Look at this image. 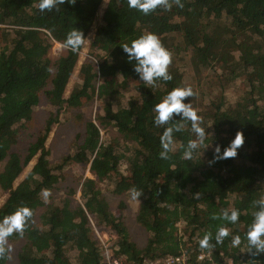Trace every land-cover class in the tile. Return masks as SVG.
Masks as SVG:
<instances>
[{"label": "trees", "instance_id": "16d2710c", "mask_svg": "<svg viewBox=\"0 0 264 264\" xmlns=\"http://www.w3.org/2000/svg\"><path fill=\"white\" fill-rule=\"evenodd\" d=\"M103 1L65 0L40 12L39 0H0V191L8 194L0 217L22 205L33 213L23 235L8 238L22 240L19 264H103L91 220L115 235V254L128 264L166 256L209 264L197 261L201 250L212 252L217 264H264V253L246 252L245 241L239 248L230 243L231 234L243 237L252 201L264 192V0H180L182 8L168 0V9L158 6L148 15L129 9L127 0H108L100 15ZM73 28L84 33L82 46L51 60L52 43L63 44ZM147 31L156 33L171 53L172 79L146 87L121 47ZM88 40L80 78L65 98ZM181 68L185 76L189 73L187 86L194 92L185 102L191 100L209 132L205 147L212 145L191 160L180 159L181 145L194 138L185 125L174 133L170 159L162 160V128L152 123V107L172 88L186 86ZM211 74L213 83L207 86ZM232 87L238 89L235 98L228 97ZM95 96L100 108L95 121L80 115L84 132L53 160L46 145L53 126L68 118H74L73 124L78 107ZM41 97L51 109L37 125L33 117ZM108 128L116 131L117 140L102 139L101 130ZM237 131L244 137L237 155L210 165L215 145L223 151ZM84 160L93 178L80 176L62 186L68 169ZM103 183L130 200V188L142 192L133 201L139 202L137 222L148 234L145 246L132 242L122 218L114 216L100 189ZM78 188L81 203L74 204ZM41 189L50 190L46 202ZM232 208L241 212L237 224L211 219ZM220 224L230 236L200 249L198 239ZM8 260L0 258V264Z\"/></svg>", "mask_w": 264, "mask_h": 264}, {"label": "clouds", "instance_id": "9594fccd", "mask_svg": "<svg viewBox=\"0 0 264 264\" xmlns=\"http://www.w3.org/2000/svg\"><path fill=\"white\" fill-rule=\"evenodd\" d=\"M64 2L65 0H39L38 10L40 12L52 11L58 4ZM175 3L178 7H183L180 0H175ZM158 6L168 9L171 5L168 0H127L129 9H135L143 15L153 12ZM84 39V33L77 28H73L66 33L63 47L75 53L82 46ZM121 48L126 54V61L138 75L139 81H142L146 87L154 85L159 80L169 81L172 79L168 71V66L171 63V53L162 45L156 33L144 32L132 38ZM193 96L194 92L190 86H177L169 90L162 99L153 105L152 123L154 126L162 128V133L159 136L160 151L158 156L160 159H170V153L173 151L174 133L181 132L185 125L190 126L194 138L188 139L186 143L181 145L180 159L191 160L202 147L206 149L212 145L211 143V145L205 147L209 132L202 127V118L193 108L191 100L185 102V98ZM243 142V134L237 131L229 143L223 147V151H221L220 144L215 145L212 159L208 163L211 165L218 160L235 157L237 149ZM128 191L132 200H138L142 195V192L135 187L130 188ZM40 196L46 202L50 196V190L41 189ZM252 204L254 207L252 219L243 237L240 234H231L230 243L233 248H239L242 246L243 240L247 244L246 252L257 255L264 253V192H261L258 198L252 201ZM32 215V209L22 205L10 214L0 217V258H10L9 254L12 247L8 244V238L14 233L22 236ZM240 215L239 209L232 208L231 210L225 209L219 215L212 214L211 219L235 225L240 221ZM229 236L228 227L220 224L216 226L214 232H205L198 239L197 244L200 249L207 250L214 247L213 241L215 244H221Z\"/></svg>", "mask_w": 264, "mask_h": 264}, {"label": "rangeland", "instance_id": "374dc122", "mask_svg": "<svg viewBox=\"0 0 264 264\" xmlns=\"http://www.w3.org/2000/svg\"><path fill=\"white\" fill-rule=\"evenodd\" d=\"M107 1L108 0L103 1L100 15L105 9ZM65 52L66 50L63 47L62 43L53 42L47 54H48V57L54 61V60H57L59 57L63 56ZM88 53H89V40L87 41L85 47H83L82 51L79 53V63L73 75L70 78L69 84L66 88L65 98H67L70 95V92L72 91L76 80L80 78L79 77L80 67H81V64L84 58L88 56ZM181 72L184 78V83L187 86L189 82L191 81L187 77L189 73L187 74V76H185V71H183L182 68H181ZM211 80H213L212 74L210 75V78L207 82V86L213 83ZM192 81H194V79H192ZM194 91L198 92V88L194 89ZM237 94H238V89L236 87H232L228 91V97L235 98ZM41 98H42L41 102L39 106L36 108V112L34 113V117H33L34 121L38 123L37 125L42 124L43 119L49 115V110L51 109L47 99L45 97H41ZM99 110L100 108L97 103V97L95 96L92 102L88 101L85 104H83L81 107H78V109L75 112V114H78V115L74 116L76 120L73 122V124L71 123V121L74 118L73 119L68 118L65 124H58V125L53 126L52 132L50 133V136L46 142V145L48 146V148L54 152L53 160L56 161L59 159L60 155H63L64 150H66L68 145L74 140L77 133L84 132L85 121L82 122L80 115L84 114L85 117L92 118V120L95 121L96 115L99 112ZM25 132L27 131L25 130ZM101 135H102L103 140L104 138L106 139V137L108 139L111 137V139H116V140L119 138L116 131H114L111 128H108L105 130L102 129ZM33 162L35 161L33 160L32 163H30V165L26 167L20 179H22L25 176V174L29 172V170L33 166ZM123 166L121 167L122 170L124 169ZM80 176L93 178V175L90 172L89 161L84 160L83 162H80L78 164H75L74 166H71L68 169V178L65 182L62 183V186H66L67 184H71L75 182L78 178H80ZM100 189L103 192L104 197L107 199L114 216L116 218L121 217L122 218L121 221L125 223L130 233V236L132 239L131 241L136 243L139 247L145 246L147 242L148 234L146 230L137 222V210H138L137 208H138L139 202L130 200L129 197H126L125 195L124 196L115 195L111 191L112 186L107 183L101 184ZM80 196H81V191L78 188L74 192V196L72 198L74 199V202H73L74 204L81 203ZM7 198H8V194L7 193L4 194L0 191V207L3 206ZM121 204L123 205V209H119ZM41 211L42 209H39L37 211L36 213L37 217H39ZM99 232L101 233L105 231H99ZM8 244L11 245L12 251L9 254L10 258L7 264H19L18 253L21 250L22 240H18L14 242L8 241Z\"/></svg>", "mask_w": 264, "mask_h": 264}, {"label": "built area", "instance_id": "2783aa9c", "mask_svg": "<svg viewBox=\"0 0 264 264\" xmlns=\"http://www.w3.org/2000/svg\"><path fill=\"white\" fill-rule=\"evenodd\" d=\"M91 219V216H89ZM93 224V231L100 241V246L102 248V261L103 264H128L126 258L124 256H118L115 254L113 248V240L115 235L108 230L101 231L95 222L91 220ZM199 253V252H198ZM197 261L203 262L206 261L209 264H217L212 257V252L210 251H203L201 250L199 254L196 256ZM144 264H190L189 259L185 256H166V257H159V258H152L148 259L144 262Z\"/></svg>", "mask_w": 264, "mask_h": 264}]
</instances>
